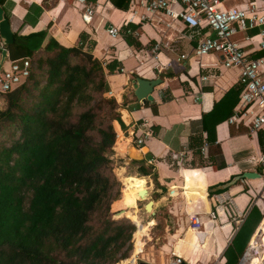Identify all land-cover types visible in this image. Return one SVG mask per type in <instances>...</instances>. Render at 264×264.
Listing matches in <instances>:
<instances>
[{
	"label": "crops",
	"instance_id": "crops-1",
	"mask_svg": "<svg viewBox=\"0 0 264 264\" xmlns=\"http://www.w3.org/2000/svg\"><path fill=\"white\" fill-rule=\"evenodd\" d=\"M126 1L128 8L125 9L122 6ZM245 1L232 0L227 6ZM87 3L96 8L90 23L83 20L84 6L77 0H8V18L14 34L47 30L44 45L50 38L64 47L84 43V50L90 49L104 66L113 60L117 63L115 71L106 74L110 87L107 95L118 102L117 111L124 124L113 121L117 132L113 159L120 161H115L116 173L123 177L125 188L135 202L141 199L131 194L127 180L141 183L146 180L151 187L150 200L154 202L152 214L155 217L149 221L153 220L156 226L159 219L166 220L162 228L172 240L161 247H157L159 242L155 240L146 251L144 238L154 227L150 226L151 230L143 238L138 264H170L174 255L194 264H224L226 249L254 206L262 219L247 245L245 252L249 246L251 249L249 260L244 264H257L252 259L261 262L264 256V167L259 157L264 151V130L253 132L241 122H229L239 102L238 72L222 66L221 54L212 53L200 59L194 56L191 51L197 40H190L186 32L183 33L184 24L177 20L159 16L160 22L159 17L154 16V20L144 21L140 4L132 15V0H119V5L111 0H87ZM166 22L173 27L168 28ZM111 25L121 27L119 36L109 35L107 29ZM82 34L86 35L83 41ZM157 41H161L163 47L155 57L151 48ZM245 48L250 50L252 46ZM261 53L257 50L251 56ZM42 54L43 48L35 57ZM182 54L186 58L178 60ZM138 76L162 79L154 88L153 100L143 103L135 96L133 83ZM227 93L229 95L220 102ZM204 126L210 128L213 144L208 141ZM145 133H149L144 145L149 148L148 153L143 154L142 160L127 162L132 145L137 147V138ZM211 146L219 151L210 154ZM181 150L190 151L187 161L179 162L172 157ZM141 165L151 173H140ZM247 171L259 173L260 177L239 179L224 188L227 182ZM217 190L224 191L217 193ZM117 201L119 199L112 206ZM130 205L129 210H137ZM125 209L120 212L127 211ZM195 217L199 218L198 223ZM234 217L241 220L239 227ZM132 258L131 255L117 264H126Z\"/></svg>",
	"mask_w": 264,
	"mask_h": 264
},
{
	"label": "trees",
	"instance_id": "trees-1",
	"mask_svg": "<svg viewBox=\"0 0 264 264\" xmlns=\"http://www.w3.org/2000/svg\"><path fill=\"white\" fill-rule=\"evenodd\" d=\"M0 4L8 17V0ZM46 37L47 30L16 32L8 46L10 60L29 58L33 67L21 85L1 94L7 104L0 108V264H117L132 255L137 230L112 212L124 188L112 158L113 121L124 124L107 95L106 74L117 63L104 66L84 43L64 47L50 38L44 45ZM204 130L213 144L210 128ZM139 172L151 173L144 165ZM261 219L254 206L224 264H239Z\"/></svg>",
	"mask_w": 264,
	"mask_h": 264
},
{
	"label": "built area",
	"instance_id": "built-area-1",
	"mask_svg": "<svg viewBox=\"0 0 264 264\" xmlns=\"http://www.w3.org/2000/svg\"><path fill=\"white\" fill-rule=\"evenodd\" d=\"M84 6L83 20L90 23L96 8L87 3V0H77ZM232 0H132V15L137 12V6L143 7L142 19L152 21L153 17L165 16L170 20H177L184 24L186 36L190 40H197L191 53L199 59L218 53L222 56V66L227 70L238 72L237 84L240 94L236 112L229 118V122H241L251 131L264 130V55L252 57L257 50L264 51V0H246L241 4L227 6ZM162 21L161 17L158 19ZM165 22V21H164ZM128 22L124 24L127 26ZM168 28L173 25L166 22ZM257 29L254 34L250 31ZM112 37L121 33V27L111 25L107 29ZM129 34H136L127 30ZM241 35L240 38L238 35ZM137 35V34H136ZM199 37V38H198ZM241 42L246 43L243 45ZM252 46L246 50L245 47ZM162 42L152 45L155 57L162 51ZM7 51V57L2 61V54ZM138 58V56L136 55ZM186 58L182 54L178 60ZM141 62V60L138 58ZM33 64L29 58L17 60L9 59L8 46L0 34V95L12 91L21 85L30 75ZM206 79V77H203ZM149 133L139 136L136 140L138 149H142ZM190 151L181 150L172 154L179 162L189 159ZM264 167V151L259 157ZM223 201V200H222ZM264 213V210H263ZM237 227L241 220L234 217ZM194 221L199 222L195 217ZM250 250L251 247L249 246ZM264 259V256L261 257ZM138 258H132L126 264H138ZM170 264H194L180 255H174ZM208 264H217L210 262ZM260 264H263L262 262Z\"/></svg>",
	"mask_w": 264,
	"mask_h": 264
},
{
	"label": "rangeland",
	"instance_id": "rangeland-1",
	"mask_svg": "<svg viewBox=\"0 0 264 264\" xmlns=\"http://www.w3.org/2000/svg\"><path fill=\"white\" fill-rule=\"evenodd\" d=\"M33 63H34V65H36V63L34 61H33ZM42 82L43 83L45 82V79L44 78H42ZM28 102H29V100L27 101V103ZM6 104H7V100L5 99V97H2L0 95V108L1 109L5 108ZM13 128H17V124L16 123L14 124ZM17 131H18V129H17ZM115 145H116V142H115ZM113 157L115 158V153H114ZM113 161H114V167H115V161L117 163L118 162L120 163V161H117L116 159H113ZM114 170H115V172H117V169H114ZM116 174H118V173H116ZM119 176L120 177H118V178L119 179L121 178L120 180H121V183L123 184V187L124 188H123V191H122V194H121V198L119 199V201L115 202L114 205L112 206L113 218L119 219V217L117 215L121 214L122 212L118 211L117 213H115V211L116 210H120L122 207L123 208H126V209H129V208H131V205L130 204H132L133 207H137L138 214H139V211L141 212V216H140L141 219H142L141 224L140 223H137L136 221H134L130 217L128 218V216H126V217L124 216L125 218H128L130 221H132L133 223H135V225L137 227V230L135 231V233L133 235L134 250L132 252V257L133 258H137L138 255H140L143 252V247H144L143 238H144V236H146L148 234V232L151 230V228H149V227L152 226V225L154 226V221L153 220L149 221V219L155 217L152 214L153 211H154V202L152 204V209L145 212L144 205L149 200L144 199V200H139L140 202L139 201L135 202L132 199V197L128 194V192H127V190L125 188V185H124V182H123V177L121 175H119ZM135 182H138V183L142 184L144 187L141 186L139 188H135V189H133V191H135V192L136 191H141V190H144V188H147L146 180L143 181L142 183L140 181H136V180H135ZM126 192H127V194L124 195ZM151 199H153L152 196H151ZM115 214H116V216H115ZM120 218H123V216L120 217ZM159 220L160 221H159L158 225L154 226L152 228V230L149 232L148 236L144 238V240L146 241L145 250H146V247H148V245L151 244V242H153L155 240L159 242V244H157V247H161L164 243H167L168 241H170V243L172 242L171 236H169V234L167 232H164V229H163L164 226H165V224H166V220H164V219H159ZM146 221H148V222L147 223H144ZM165 236H167V237H165ZM157 251H158V254L160 256L163 255V254L160 253V250H157ZM123 260H125V259H123Z\"/></svg>",
	"mask_w": 264,
	"mask_h": 264
},
{
	"label": "water",
	"instance_id": "water-1",
	"mask_svg": "<svg viewBox=\"0 0 264 264\" xmlns=\"http://www.w3.org/2000/svg\"><path fill=\"white\" fill-rule=\"evenodd\" d=\"M0 34L2 39L4 40V43L9 46L14 42V32L11 28V24L9 21V18L7 17L5 10L3 6L0 4ZM7 57V51H4L2 54V61L1 63L4 62L5 58ZM162 82L161 78H155V79H144L140 76L136 77L134 79L133 87H134V94L137 97L139 101H142L143 103H146L147 101L153 100V91L154 88L159 85ZM149 148L147 146H144L142 148V151L137 149L135 145H132L128 155L129 159L127 162H130L131 160H142L143 159V154L148 153ZM255 177H260L259 173L256 172H243L242 174L238 175L235 177L230 182H227L224 185V188H227L234 184L237 180L243 179V178H255ZM142 195L147 194L148 190H141L140 192ZM152 204L153 200H149L145 206L144 209L146 211H149L152 209ZM154 213V211H153ZM116 216V214H115ZM245 260H249V249L245 252L244 256L240 260L239 264H243ZM262 263L264 264V259H262ZM141 264H151L149 262H141Z\"/></svg>",
	"mask_w": 264,
	"mask_h": 264
},
{
	"label": "bare ground",
	"instance_id": "bare-ground-1",
	"mask_svg": "<svg viewBox=\"0 0 264 264\" xmlns=\"http://www.w3.org/2000/svg\"><path fill=\"white\" fill-rule=\"evenodd\" d=\"M127 184L129 185V187L131 188V190L133 191V189H135V188H139V187H141V186H143L142 184H140V183H138V182H135V181H133V180H131V179H129V180H127ZM146 184H147V182H146ZM144 187V186H143ZM150 188L151 187H149L148 185H147V188H144V190L146 189V190H148V193L147 194H144V195H142L140 192L141 191H136V192H132L131 191V194L134 196V197H136V198H138V199H141V200H144V199H146V200H150ZM174 190V189H173ZM119 218L120 217H122V216H128V217H130V218H132L134 221H136L137 223H140L141 224V222H142V219H141V217H140V215L138 214V211L136 210V211H131V210H127V211H123L121 214H119V215H117ZM195 231H198V230H196V229H194ZM252 258V257H251ZM252 262L253 263H257V264H260L261 262L259 261V260H255V259H252ZM244 263H245V261H244ZM243 263V264H244ZM251 263V262H250ZM120 264H124L123 262H121Z\"/></svg>",
	"mask_w": 264,
	"mask_h": 264
}]
</instances>
